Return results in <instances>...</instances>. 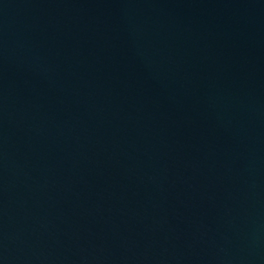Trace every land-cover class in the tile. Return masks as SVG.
<instances>
[{
    "label": "water",
    "instance_id": "1",
    "mask_svg": "<svg viewBox=\"0 0 264 264\" xmlns=\"http://www.w3.org/2000/svg\"><path fill=\"white\" fill-rule=\"evenodd\" d=\"M0 264H264V0H0Z\"/></svg>",
    "mask_w": 264,
    "mask_h": 264
}]
</instances>
